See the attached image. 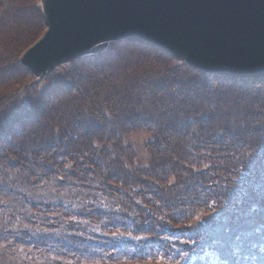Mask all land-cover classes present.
<instances>
[{
  "label": "trees",
  "instance_id": "16d2710c",
  "mask_svg": "<svg viewBox=\"0 0 264 264\" xmlns=\"http://www.w3.org/2000/svg\"><path fill=\"white\" fill-rule=\"evenodd\" d=\"M46 30L0 0V264H264V78L137 40L38 77Z\"/></svg>",
  "mask_w": 264,
  "mask_h": 264
},
{
  "label": "water",
  "instance_id": "95a60500",
  "mask_svg": "<svg viewBox=\"0 0 264 264\" xmlns=\"http://www.w3.org/2000/svg\"><path fill=\"white\" fill-rule=\"evenodd\" d=\"M47 30L22 55L43 77L137 40L213 75L264 77V0H42Z\"/></svg>",
  "mask_w": 264,
  "mask_h": 264
},
{
  "label": "rangeland",
  "instance_id": "374dc122",
  "mask_svg": "<svg viewBox=\"0 0 264 264\" xmlns=\"http://www.w3.org/2000/svg\"><path fill=\"white\" fill-rule=\"evenodd\" d=\"M25 52H26V51H25ZM25 52H24V53H25ZM219 76H220V75H219ZM234 78H239V77H234ZM261 78H264V77H261ZM261 78H252V79H261ZM244 79H249V78H244ZM126 225H127L128 227H131V228H132V226H131L130 224H128V223H127Z\"/></svg>",
  "mask_w": 264,
  "mask_h": 264
}]
</instances>
